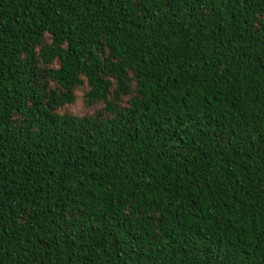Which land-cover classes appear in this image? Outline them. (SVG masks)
<instances>
[{
  "label": "trees",
  "instance_id": "trees-1",
  "mask_svg": "<svg viewBox=\"0 0 264 264\" xmlns=\"http://www.w3.org/2000/svg\"><path fill=\"white\" fill-rule=\"evenodd\" d=\"M0 264H264V0H0Z\"/></svg>",
  "mask_w": 264,
  "mask_h": 264
},
{
  "label": "rangeland",
  "instance_id": "rangeland-1",
  "mask_svg": "<svg viewBox=\"0 0 264 264\" xmlns=\"http://www.w3.org/2000/svg\"><path fill=\"white\" fill-rule=\"evenodd\" d=\"M80 94H81V92L78 93L79 98H78V101L76 102V104L69 108V110L72 111L74 114H82V113L86 112V109L83 105V102L80 99Z\"/></svg>",
  "mask_w": 264,
  "mask_h": 264
}]
</instances>
